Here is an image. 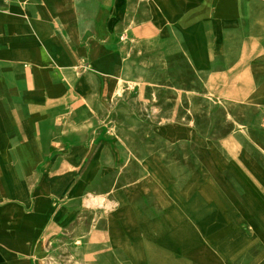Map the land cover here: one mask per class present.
<instances>
[{"label": "crops", "instance_id": "crops-1", "mask_svg": "<svg viewBox=\"0 0 264 264\" xmlns=\"http://www.w3.org/2000/svg\"><path fill=\"white\" fill-rule=\"evenodd\" d=\"M132 22L147 76L188 71L231 122L158 123L138 174L94 190L118 149L88 121ZM90 194L110 206L84 226ZM0 264H264V0H0Z\"/></svg>", "mask_w": 264, "mask_h": 264}, {"label": "rangeland", "instance_id": "rangeland-1", "mask_svg": "<svg viewBox=\"0 0 264 264\" xmlns=\"http://www.w3.org/2000/svg\"><path fill=\"white\" fill-rule=\"evenodd\" d=\"M128 31L134 35V39H121L125 70L119 88L111 92L119 97L102 101L100 110L105 112L102 113L103 117L88 121L90 126L100 128L99 136L104 142L118 149L116 166L105 168V175L94 182V190H110L138 174L135 162L142 154L157 146L158 138L153 135L152 128L158 123L184 121L208 133L225 130L227 122H231V119L227 121L224 108L204 100L200 102L199 98L195 99L193 88L183 85L190 82L187 81L188 71L163 72L154 68L153 78L151 74L147 76L144 24L132 22ZM175 62V67H183L179 64V58H175ZM86 203L89 206L84 205L83 213H87L77 216L76 222L95 226L99 223L97 208H107L110 203L104 206L102 196L91 194ZM78 244V252L81 253L82 242Z\"/></svg>", "mask_w": 264, "mask_h": 264}]
</instances>
